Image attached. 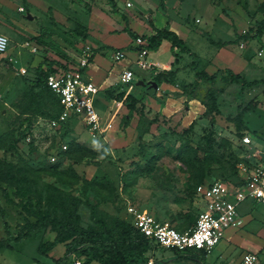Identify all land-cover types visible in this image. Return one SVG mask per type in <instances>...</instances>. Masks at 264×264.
<instances>
[{"label": "rangeland", "instance_id": "374dc122", "mask_svg": "<svg viewBox=\"0 0 264 264\" xmlns=\"http://www.w3.org/2000/svg\"><path fill=\"white\" fill-rule=\"evenodd\" d=\"M128 2L131 6H126V11L123 6ZM20 6L26 12L19 11ZM160 17L167 21L163 28L173 25L174 31L185 36L189 47L201 56L203 69L216 71L231 66L248 80H264V32L262 43L245 38L247 34L255 35L264 25V0L0 2V33L10 38L7 53L12 57V61L0 65V161L10 174L9 184L0 181V205L5 209V216L0 214V238L7 237L6 221L13 236L26 231V221H36L32 212L46 211L63 219L70 201L82 202L78 212L84 227H98L91 219L90 203L97 207V218L108 226L115 225V218L128 224L129 209L133 208L180 230L188 229L201 210L195 192L201 179L242 181L264 165V82L250 88L219 78L213 87L206 81L197 82L187 55L184 61L175 63L179 66L173 62L168 69L157 65L144 69L136 62L138 53L128 50L129 55L114 61L116 49L110 48L105 58L114 69L118 67L115 74L126 69L134 72V89L129 97L128 84L111 85L95 97L99 112L112 121V131L94 137L80 121L69 123L65 130L64 126L51 127L50 120L57 114L56 103L49 95L40 97L29 84L33 64L43 55L52 57V53L77 44L82 52L78 61L87 47L92 59L97 48L93 42L105 34L127 32L130 45L138 47L137 38L126 28L146 37L155 27L162 29ZM76 23L86 28V37L73 30ZM107 40L114 45L125 42L117 34ZM166 56L161 49L143 59L151 64ZM20 68L27 69V73L22 74ZM176 68L173 80L163 88H143L138 84L141 80L156 81L160 72ZM179 70L184 71L181 78ZM210 87L216 93V107L212 110L207 107ZM113 101L117 102L111 109ZM131 108L133 114L126 126L124 121ZM116 109L118 114L112 120ZM245 135L251 137V143L242 142ZM64 144L68 145L65 151ZM52 155L57 157L55 162ZM238 209L247 217V224L239 228L241 233L230 241L229 237L239 231L228 230L225 238L205 255L197 250L176 255L153 247L145 249L137 261L242 264L245 251L235 240L243 236L252 241L249 237L258 236L257 229L264 228V208H252L248 201ZM55 236L56 232L48 227L34 231L30 238L12 242L10 248L0 250V264H43L40 258L45 264H74L78 260L82 264L88 260V264H102L93 260L99 244L87 240L70 239V253L60 243L61 248L42 256L40 245L50 243Z\"/></svg>", "mask_w": 264, "mask_h": 264}, {"label": "built area", "instance_id": "2783aa9c", "mask_svg": "<svg viewBox=\"0 0 264 264\" xmlns=\"http://www.w3.org/2000/svg\"><path fill=\"white\" fill-rule=\"evenodd\" d=\"M130 5L131 3H128V6ZM20 10H23V7ZM136 44L145 46L147 40L138 37ZM10 46V38L0 33V65L7 60L12 61V57L7 53ZM90 52V47H87L78 65L47 59L46 64L52 62V71L47 77V84L58 95L62 106L60 115L50 120V125L59 129L70 121L77 120L84 124L91 135L101 137L112 128V121L104 119L95 104V97L101 91L100 87L84 73L85 67L90 64L89 58L92 56ZM148 54L149 50L146 47L138 50L136 62L144 69L156 65L149 64L143 59ZM125 56L127 54L123 50H117L113 54L116 61H121ZM20 70L22 74L27 73L25 68ZM120 77L122 84H128V91L132 90L134 72L126 69ZM242 142L249 144L252 139L245 135ZM67 149V144L62 145L63 151ZM51 158L53 162L57 160L55 155ZM196 197L201 202V210L195 224L188 229L180 230L151 213L138 212L133 208L129 209L131 222L159 247L173 249L178 253L191 250L209 252L225 238L229 229L241 228L245 225L244 217L238 209L241 204L250 201L264 208V165L250 178L239 182L224 179L206 180L197 186ZM74 264H82V262L78 260ZM242 264H264V260L259 252H246Z\"/></svg>", "mask_w": 264, "mask_h": 264}, {"label": "trees", "instance_id": "16d2710c", "mask_svg": "<svg viewBox=\"0 0 264 264\" xmlns=\"http://www.w3.org/2000/svg\"><path fill=\"white\" fill-rule=\"evenodd\" d=\"M116 12V11H114ZM117 13V12H116ZM127 29V28H126ZM131 36L136 39L138 38V34L131 31V29H127ZM79 35L86 37V28L77 24L74 29ZM264 32V25H260L259 30L255 35H246V39L258 40L262 43V35ZM143 37V36H142ZM147 40V44L145 46L141 45L137 47V50H141L146 47L149 52L150 51H158L162 43L167 40L171 42L170 51L175 56V60H179L184 55L189 56L190 59L193 60L192 66L195 70V79L197 82L206 81L213 85L216 83L217 79H224L234 84H239L243 88L253 87L264 80H248L244 75L233 71L231 68L218 69L215 73L210 74L205 69L202 68V60L200 56L194 52L189 45L186 43L185 39L181 37L176 31L171 30L169 28H154V32L146 37H143ZM227 44V43H225ZM224 44V45H225ZM48 62L45 59L38 66L33 67V76L29 79V84L35 88L36 92H38L39 96H50L56 103L57 111L56 118L60 115L62 111V106L60 104V100L57 94H55L47 84V77L49 73L52 71V62L46 64ZM28 71V70H27ZM177 70H173L171 72L162 71L157 75L156 82L158 85L163 82H169L173 80V77L176 75ZM210 87L207 91V107L209 109H213L216 107V93L214 89ZM124 91V90H123ZM130 94H128L129 97ZM42 97V98H43ZM131 108L128 117L125 119L126 126L129 125L130 118L133 114ZM77 121V120H73ZM70 121L69 123L73 122ZM67 123L64 125V130L66 129ZM242 138V137H241ZM7 169L5 168V164L0 161V181L6 182L9 184L10 178ZM214 179V178H213ZM211 179V180H213ZM210 180V181H211ZM226 180V179H225ZM206 180H202L198 183V185ZM231 182H239L232 181ZM197 185V186H198ZM196 186V188H197ZM196 192V189H195ZM54 202L55 199L52 198ZM81 201H70L66 207V214L63 219H59L57 216H51L46 211L42 212H32L31 214L36 218L35 222H31L29 220L26 221L27 227L26 231H21L18 235L13 236L10 233V227L5 222V228L7 232V237L0 238V250L4 248H10L12 246V242H18L23 238H30L34 231L38 232L43 228L50 227L53 231L56 232V236L53 241L50 243H42L39 247L41 249L42 255H45L47 251L53 249L60 243H64L66 245V252L70 253L73 250L72 245L68 244L67 241L72 239L73 241L79 240H87L92 242H97L99 244V248L96 250V255L93 260H100L102 264H146V262L139 263L137 261L138 258L144 253L145 249H150L157 246L152 240L145 237L130 221L128 224L121 220L120 218H115V225L108 226L103 223L102 220L98 219L96 216L97 207L88 203V207L90 209V215L93 222L98 224V227L88 226L84 227L81 224L82 217L78 212V207L81 204ZM46 212V213H45ZM0 214L1 216H5V209L0 205ZM196 222V221H195ZM195 224V223H194ZM193 224V225H194ZM44 249V250H43ZM204 255L206 251H202ZM110 256V257H105ZM90 260L86 261L88 264ZM58 264V263H57ZM66 264V263H61Z\"/></svg>", "mask_w": 264, "mask_h": 264}, {"label": "crops", "instance_id": "0c3cea01", "mask_svg": "<svg viewBox=\"0 0 264 264\" xmlns=\"http://www.w3.org/2000/svg\"><path fill=\"white\" fill-rule=\"evenodd\" d=\"M1 3H4V2H8V0H1L0 1ZM128 3H130V2H128ZM128 3H127V5H124L123 7H124V9L127 11V7H130V6H128ZM127 6V7H126ZM20 8H21V6L18 8L19 9V11H21V12H26L25 11V8L23 7V10H20ZM117 12V11H116ZM115 12V13H116ZM126 20V19H125ZM159 23H162L160 26H159V28H163V26H165L166 25V23H167V21L165 20H163V17H160V21H158ZM126 23H127V20H126ZM126 23H124V26H126ZM156 23H157V21H156ZM77 24H79V23H76V25ZM102 24H103V22H102ZM158 24V23H157ZM76 25H75V28H76ZM73 26H74V24H73ZM71 27L72 29L74 28V27ZM102 27V26H101ZM74 28V29H75ZM131 27H128L127 29H130ZM166 28V27H165ZM167 28H169V29H171V30H173V25H172V27L170 26V27H167ZM73 29V30H74ZM124 30H125V28H123ZM175 29V28H174ZM176 30V29H175ZM127 31V30H126ZM129 32V31H128ZM87 34V33H86ZM119 35V36H122L124 39H125V42L124 43H120L119 45H114V44H112V43H108L109 42V40H107V38H109V36H112V35ZM79 35V34H78ZM126 35H128V33L127 32H122V33H114V34H105V35H100L99 36V38H96V40L93 42L92 40V42L97 46V48L96 49H94V53H93V57H92V59H91V61H90V64L88 65V66H86L85 68L86 69H84L85 71H84V73H85V76L87 77V78H90V79H92L99 87H100V89H101V91L100 92H102V90L104 89H106V88H108V87H110L111 85H117V84H122L121 83V77H120V75L121 74H115V72L114 71H116L117 69H118V67L116 66L115 67V69L113 68L114 66L112 65V63H110V61H108L106 58H105V56H106V54H107V52H108V50L110 49V48H114V49H116V51L117 50H123V51H125L126 52V54L127 55H129V53H128V50H132L134 53H138V50H137V47H133V46H131L130 45V41H129V38L127 37H125ZM179 35L181 36V37H183L184 39H185V36H182L180 33H179ZM80 36H82V35H80ZM83 37V36H82ZM78 39H80V38H78ZM82 39V38H81ZM89 40V39H88ZM79 41V40H78ZM77 42V41H76ZM80 42H82V44H84L85 43V41H83V40H80ZM96 42V43H95ZM77 44V43H76ZM81 44V45H82ZM76 46H79V47H81L80 46V44H77ZM76 46H72V47H68V49H65V51L63 52V51H60V50H58V53L57 52H55V54L54 53H52L53 55H52V57H50L49 55L47 56V57H45L44 55H43V57H42V59L40 60V61H38L37 63H34L33 64V66H38L40 63H42L45 59H51V60H54V61H62V62H66L67 64H78V58H79V56H81V54H82V52H79V47L78 48H76ZM99 46H103V47H99ZM170 46H171V42H169V41H167V40H165L163 43H162V45L160 46V48H159V50H163L165 53H166V58L165 59H161V58H156L157 60H156V62H152L151 64H156L158 67H163V68H169L170 66H171V63H173L174 62V64L175 63H179V62H182V61H184L185 59V57H182V58H180L177 62H176V60H175V56L171 53V51H170ZM10 50V49H9ZM158 50V51H159ZM194 51V50H193ZM54 52V51H53ZM150 52H157V51H150ZM149 52V53H150ZM195 52V51H194ZM51 53V52H50ZM114 54V53H113ZM9 55V54H8ZM9 56H11V55H9ZM185 56V55H184ZM200 56V55H199ZM188 58H189V56H188ZM200 58H201V56H200ZM184 59V60H183ZM21 60V59H20ZM113 60L115 61V59H114V57H113ZM192 60V59H191ZM201 60H202V58H201ZM193 61V60H192ZM192 61H191V63H192ZM17 62V61H16ZM21 62H22V60H21ZM126 64H128V63H126ZM186 64H188V63H186ZM23 65V64H22ZM176 66H179V65H177V64H175ZM192 65V64H191ZM193 67V66H192ZM202 68H203V60H202ZM224 68H231L233 71L235 70V69H233L231 66H224L223 68H220V69H224ZM178 68H176L175 70H177ZM218 70V69H217ZM216 70V71H217ZM120 71V70H119ZM180 72L178 73V77H182L183 76V74H184V71L183 70H179ZM206 71L208 72V73H210V74H213V73H215L216 71H210L209 69L207 70L206 69ZM235 72H239V71H236L235 70ZM243 75V74H242ZM141 81H143V80H141ZM140 82V81H139ZM139 82H138V84H139ZM145 82V81H144ZM168 84V83H167ZM166 84V82H163L162 84H160V85H158L159 86V88H163L165 85H167ZM122 85H124V84H122ZM139 85H141V84H139ZM141 86H143V88H145V86H148L149 88H152V87H150L149 86V81H146L145 82V85H141ZM125 87V86H124ZM133 89H134V87H133ZM157 89V88H156ZM123 90H124V88H123ZM132 90H130V91H128V88H127V93L129 94L130 92H131ZM100 94V93H99ZM103 95V94H102ZM103 98H105L104 96H103ZM106 99V98H105ZM108 101V100H107ZM115 102H117V101H115ZM114 101H113V106L111 107V109H113V108H115L114 106V103H115ZM108 103V105H109V101L107 102ZM107 109V108H106ZM118 112V110L116 109V111H115V113H113L114 114V117H113V119L112 120H115V117L117 116V113ZM101 113V115L103 116V113L102 112H100ZM104 117V116H103ZM112 128H113V123H112ZM112 128L109 130V132L108 133H110L111 131H112ZM250 204H251V206H252V208L253 207H255V205H256V207H259V205L257 206V204H255V203H253V202H250ZM243 217H244V221H245V225L247 224V217H246V215H242ZM244 225V226H245ZM185 230V229H184ZM229 230H231V229H229ZM232 230H236V231H239V232H235V234L233 233L230 237H229V240L230 241H232V240H234V239H236V236H237V233H241V231H240V229L239 228H236V229H233L232 228ZM257 234H258V236L257 237H254V236H251V237H249L252 241H250V240H248L246 237H243V236H241V238L239 239V240H235L236 242H235V244H238L242 249H244V251H245V253L246 252H259V254H260V256H261V258L264 260V228H262V227H259L258 229H257ZM247 236V235H246ZM253 238V239H252ZM59 246H61L60 244H58L57 246H55L53 249H52V251L53 250H58V248H61V247H59ZM229 246V245H228ZM228 246L227 247H224V249L225 248H227L228 249ZM158 248H160V249H162V250H164V249H167V248H163V247H158ZM167 250H171V251H173L174 252V254H176L177 255V251L176 250H173V249H167ZM233 250H234V246H233ZM202 251H205V250H200V252H202ZM231 252H232V250H231ZM197 253V252H196ZM206 253H208L207 251H206ZM42 256H44V255H42ZM47 259H49V257H46ZM40 260H41V262L43 263V264H45L44 263V261H42L43 259H41L40 258ZM51 260V259H50ZM52 261V260H51ZM240 263H242V258L240 259Z\"/></svg>", "mask_w": 264, "mask_h": 264}, {"label": "water", "instance_id": "95a60500", "mask_svg": "<svg viewBox=\"0 0 264 264\" xmlns=\"http://www.w3.org/2000/svg\"><path fill=\"white\" fill-rule=\"evenodd\" d=\"M139 84L145 85V82L144 81H140ZM149 86L150 87H154V88H158V83L156 81H149Z\"/></svg>", "mask_w": 264, "mask_h": 264}]
</instances>
